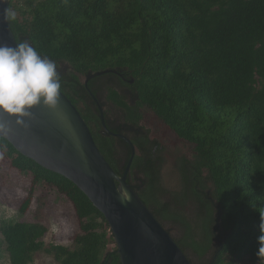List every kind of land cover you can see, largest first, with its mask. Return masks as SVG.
<instances>
[{
  "label": "trees",
  "instance_id": "1",
  "mask_svg": "<svg viewBox=\"0 0 264 264\" xmlns=\"http://www.w3.org/2000/svg\"><path fill=\"white\" fill-rule=\"evenodd\" d=\"M8 9L16 13L9 22L16 42H29L56 64L60 91L121 175L90 94L105 86L107 100L135 129L130 169L140 176L127 182L165 228L179 229L171 235L193 264L188 251L198 264H264L257 254L264 222V0H9ZM104 69L118 73L81 82V75ZM142 108L191 146L190 156L176 161L174 191L162 186V148L141 130ZM0 151L13 169L31 174L21 214L34 187L46 183L69 199L79 223L68 247L46 245L40 222L0 219L9 264H31L37 252L58 264H120L105 218L80 189L1 137Z\"/></svg>",
  "mask_w": 264,
  "mask_h": 264
},
{
  "label": "water",
  "instance_id": "2",
  "mask_svg": "<svg viewBox=\"0 0 264 264\" xmlns=\"http://www.w3.org/2000/svg\"><path fill=\"white\" fill-rule=\"evenodd\" d=\"M8 5L9 0L0 3V45L16 47L5 19ZM110 72L118 73L112 69L88 72L85 86L90 79ZM100 119L105 127L102 111ZM0 137L41 167L71 181L87 196L107 222L120 264H193L127 182L133 144L127 140L131 156L119 175L99 150L84 118L61 91L54 108L41 105L32 109L23 124L0 111Z\"/></svg>",
  "mask_w": 264,
  "mask_h": 264
},
{
  "label": "rangeland",
  "instance_id": "3",
  "mask_svg": "<svg viewBox=\"0 0 264 264\" xmlns=\"http://www.w3.org/2000/svg\"><path fill=\"white\" fill-rule=\"evenodd\" d=\"M20 6H23L21 1ZM24 7V6H23ZM85 76H80L81 82H84ZM103 78L102 82H107ZM100 81L96 82L99 85ZM106 84H109L107 82ZM120 90L126 95L129 92L127 87H120ZM99 99L104 103L105 111L108 117L113 119L120 118V110L111 106L106 98V88L102 86L98 91ZM142 130L147 131L151 139H155L160 144L162 167L161 182L162 186L174 191L178 188L179 176L176 169V161L180 156L189 157L191 146L179 140L170 130L163 126L153 114L145 109L143 117L140 120ZM140 176V175H139ZM31 174L19 172L13 169L7 158H4L0 151V219L25 222H40L47 231L43 237L46 245L61 244L72 247L73 238L79 233V223L75 215L73 205L69 199L57 189L46 183H39L34 187L32 200L25 213L19 212L21 202L27 196L30 188ZM166 228L176 237L179 236V229L171 223H165ZM112 248L113 245L109 244ZM189 256L195 264L200 263L196 255L188 251ZM0 264H9L8 256L5 251V245L2 243L0 234ZM31 264H58L51 255L44 252H37L33 256Z\"/></svg>",
  "mask_w": 264,
  "mask_h": 264
},
{
  "label": "clouds",
  "instance_id": "4",
  "mask_svg": "<svg viewBox=\"0 0 264 264\" xmlns=\"http://www.w3.org/2000/svg\"><path fill=\"white\" fill-rule=\"evenodd\" d=\"M15 18V11L7 8L5 19L10 22ZM60 88L56 64L42 57L29 42H20L16 47L0 45V111L17 117L23 124L32 109L41 105L54 108ZM260 230L258 256L264 254V222Z\"/></svg>",
  "mask_w": 264,
  "mask_h": 264
},
{
  "label": "flooded vegetation",
  "instance_id": "5",
  "mask_svg": "<svg viewBox=\"0 0 264 264\" xmlns=\"http://www.w3.org/2000/svg\"><path fill=\"white\" fill-rule=\"evenodd\" d=\"M130 83V81H129ZM124 94V93H123ZM125 95V94H124ZM130 93L127 92L125 95L127 98L130 99ZM95 105L98 107L99 110V116L100 112H103L104 116V122H105V127H101V133L105 137H111L113 139V148L111 149V156L112 159L117 165L119 166L120 169H123L121 171V175L124 173L126 165L130 159L131 156V146L128 143L127 140H129L132 144L133 142L131 141V131L135 130L132 128L131 125L127 124L124 120L122 115L120 114V118L115 117L116 119H113L112 117H108L107 112L105 111L104 103L99 99L98 93L95 95V98H93ZM111 103V102H110ZM111 106H115L113 103H111ZM116 107V106H115ZM119 109V108H118ZM143 111H145V108H142V114ZM101 121V119H100ZM102 124V123H101ZM142 130V129H141ZM139 130V131H141ZM143 132V131H142ZM126 138V139H124ZM135 148V153L134 156L137 154V148L133 144ZM130 152V154H129ZM132 158V160H133ZM132 163V161H131ZM131 166V164H130ZM139 175L135 173V171H132L129 167L127 173H126V180L130 182V184L133 183V179L136 178L138 181Z\"/></svg>",
  "mask_w": 264,
  "mask_h": 264
}]
</instances>
